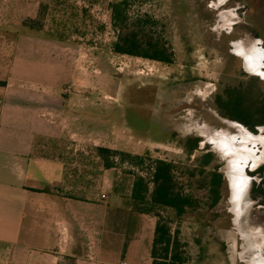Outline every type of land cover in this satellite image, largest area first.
I'll return each instance as SVG.
<instances>
[{"label":"rangeland","instance_id":"obj_1","mask_svg":"<svg viewBox=\"0 0 264 264\" xmlns=\"http://www.w3.org/2000/svg\"><path fill=\"white\" fill-rule=\"evenodd\" d=\"M116 1L0 0V31L16 34L19 45L31 38V78L53 79L74 101V113L63 115L71 150L104 165L100 147L143 158L140 167L132 157L109 158L117 168L113 193L129 197L136 176H149L156 160L176 165L179 187L201 204L180 224L189 264H264V198L257 191L264 126L232 123L218 99L252 82L264 97V0H141L131 14L158 22L172 65L113 51L118 31L108 7ZM41 41L51 54L37 49ZM210 172L222 176L213 208L204 186Z\"/></svg>","mask_w":264,"mask_h":264},{"label":"crops","instance_id":"obj_2","mask_svg":"<svg viewBox=\"0 0 264 264\" xmlns=\"http://www.w3.org/2000/svg\"><path fill=\"white\" fill-rule=\"evenodd\" d=\"M16 37L0 31V264H152L156 219L113 193L116 167L71 150L74 101L31 78Z\"/></svg>","mask_w":264,"mask_h":264},{"label":"trees","instance_id":"obj_3","mask_svg":"<svg viewBox=\"0 0 264 264\" xmlns=\"http://www.w3.org/2000/svg\"><path fill=\"white\" fill-rule=\"evenodd\" d=\"M141 0H118L109 4L111 20L118 31L113 51L119 55L143 58L164 65L175 61L172 47L156 29L158 22L147 14H131V9ZM2 85V83L0 82ZM221 114L232 121H237L255 131L264 126V97L254 91V82L244 89L228 88L224 96L218 97ZM198 146L194 143L192 149ZM98 154L105 160L106 168H115L110 157L122 155L132 157V163L140 167L144 164L141 156L100 147ZM191 151V149H190ZM210 155L205 156L204 166L208 165ZM123 160H125L123 158ZM209 180L204 184L208 190L209 207L213 208L220 200L222 176L217 172L209 173ZM258 196L264 198V180L257 184ZM122 196L132 210L156 219L155 235L151 249L152 264H189L190 256L187 243L181 239L180 224L190 211L200 208V200L193 194L179 187L176 165L166 160H156L151 166L149 176L137 175L132 184L130 196ZM171 212L167 218L162 212Z\"/></svg>","mask_w":264,"mask_h":264},{"label":"water","instance_id":"obj_4","mask_svg":"<svg viewBox=\"0 0 264 264\" xmlns=\"http://www.w3.org/2000/svg\"><path fill=\"white\" fill-rule=\"evenodd\" d=\"M232 123H236V124H238L239 126H242V127H244L242 124H240V123H238V122H232ZM245 128V127H244ZM257 128H263L262 126H260V127H257ZM250 133V132H249ZM251 134V133H250Z\"/></svg>","mask_w":264,"mask_h":264},{"label":"bare ground","instance_id":"obj_5","mask_svg":"<svg viewBox=\"0 0 264 264\" xmlns=\"http://www.w3.org/2000/svg\"><path fill=\"white\" fill-rule=\"evenodd\" d=\"M252 68V71L254 70V68L252 66H250ZM236 163V162H235ZM236 165V164H235ZM232 168H233V165H232Z\"/></svg>","mask_w":264,"mask_h":264},{"label":"built area","instance_id":"obj_6","mask_svg":"<svg viewBox=\"0 0 264 264\" xmlns=\"http://www.w3.org/2000/svg\"><path fill=\"white\" fill-rule=\"evenodd\" d=\"M123 264H126V263H123Z\"/></svg>","mask_w":264,"mask_h":264}]
</instances>
